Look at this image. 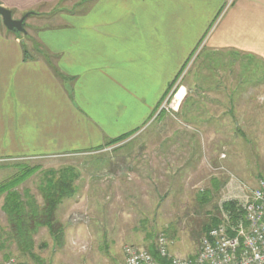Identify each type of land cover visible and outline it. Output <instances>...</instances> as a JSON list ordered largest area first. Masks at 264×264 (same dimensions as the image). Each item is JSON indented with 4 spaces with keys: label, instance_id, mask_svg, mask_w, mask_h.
Masks as SVG:
<instances>
[{
    "label": "rangeland",
    "instance_id": "374dc122",
    "mask_svg": "<svg viewBox=\"0 0 264 264\" xmlns=\"http://www.w3.org/2000/svg\"><path fill=\"white\" fill-rule=\"evenodd\" d=\"M62 7L30 13L19 38L30 42L34 28ZM131 137L80 154L0 163V181L23 165L31 169L18 191L27 190L39 204L42 173L73 169L78 177L75 196L56 211L60 240L43 227L33 235L29 254L10 245L0 258L10 253L23 264H123V246L149 249L159 235L169 241L171 255L194 256L201 238L221 220L232 195L226 189L230 177L249 188L264 179V65L202 44L156 113ZM2 206L0 198V239L7 226Z\"/></svg>",
    "mask_w": 264,
    "mask_h": 264
},
{
    "label": "crops",
    "instance_id": "0c3cea01",
    "mask_svg": "<svg viewBox=\"0 0 264 264\" xmlns=\"http://www.w3.org/2000/svg\"><path fill=\"white\" fill-rule=\"evenodd\" d=\"M60 2L0 0L14 19L63 5L30 42L0 23V163L132 138L202 44L264 65V0Z\"/></svg>",
    "mask_w": 264,
    "mask_h": 264
},
{
    "label": "built area",
    "instance_id": "2783aa9c",
    "mask_svg": "<svg viewBox=\"0 0 264 264\" xmlns=\"http://www.w3.org/2000/svg\"><path fill=\"white\" fill-rule=\"evenodd\" d=\"M230 200L241 216L221 212V220L201 238L192 257H177L169 253V241L159 235L153 249L167 264H264V179L254 188L230 177L227 186ZM224 209V208H223ZM123 264H161L147 250L135 245L122 248ZM0 264H21L15 258H0Z\"/></svg>",
    "mask_w": 264,
    "mask_h": 264
},
{
    "label": "trees",
    "instance_id": "16d2710c",
    "mask_svg": "<svg viewBox=\"0 0 264 264\" xmlns=\"http://www.w3.org/2000/svg\"><path fill=\"white\" fill-rule=\"evenodd\" d=\"M15 35L18 36V34ZM24 54L27 56L25 51ZM119 139L109 144H113ZM30 171V168L27 169L23 165L17 174L0 181L2 210L7 220V226L4 229L5 238L0 239V251L7 250L8 246L14 245L16 252L22 255L29 254L33 248V235L43 227L49 231L54 240L59 241V236H62L61 226L56 221V211L64 200L75 196L76 186L74 183L78 177L73 169L49 170L42 173V179L36 186L42 202L39 204L33 195L28 194L27 190L18 191V187L27 179ZM223 208L232 214L233 219L241 216V212L236 211L234 202L224 203ZM147 250L159 263L167 264L165 259L159 258L153 247ZM10 255V253H5L1 259L11 258Z\"/></svg>",
    "mask_w": 264,
    "mask_h": 264
},
{
    "label": "water",
    "instance_id": "95a60500",
    "mask_svg": "<svg viewBox=\"0 0 264 264\" xmlns=\"http://www.w3.org/2000/svg\"><path fill=\"white\" fill-rule=\"evenodd\" d=\"M29 16L30 13H26L21 18L14 19L10 10L0 6V23L8 32L13 34H26L24 24Z\"/></svg>",
    "mask_w": 264,
    "mask_h": 264
},
{
    "label": "bare ground",
    "instance_id": "6f19581e",
    "mask_svg": "<svg viewBox=\"0 0 264 264\" xmlns=\"http://www.w3.org/2000/svg\"><path fill=\"white\" fill-rule=\"evenodd\" d=\"M181 95H182V91L179 92V94L177 93L175 98L172 101V105H173V109L177 108V105L181 99Z\"/></svg>",
    "mask_w": 264,
    "mask_h": 264
}]
</instances>
